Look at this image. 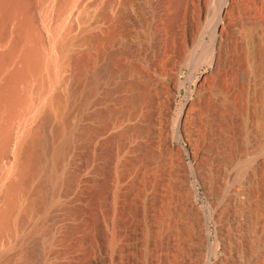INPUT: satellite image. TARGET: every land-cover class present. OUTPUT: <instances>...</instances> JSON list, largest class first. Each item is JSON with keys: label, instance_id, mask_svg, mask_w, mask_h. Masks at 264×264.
<instances>
[{"label": "rangeland", "instance_id": "1", "mask_svg": "<svg viewBox=\"0 0 264 264\" xmlns=\"http://www.w3.org/2000/svg\"><path fill=\"white\" fill-rule=\"evenodd\" d=\"M32 1L33 12L41 16L42 9L37 6L39 0ZM111 1L109 24H115L119 10H123L128 14L126 21L131 31L129 36H115L112 50L116 51L123 43L140 47L144 37L154 30L170 40L167 16L172 12V0H163L167 7L164 11L159 9L158 13L150 10V4L141 2L144 0H125L130 6L118 0ZM186 1L181 6L182 16L170 41V46H174L168 47L166 57L168 63L181 60L179 75L173 78L160 76L136 61L131 53H123L121 56L125 57H120L125 64L121 63V68L127 69L124 72L130 84L100 106L104 120L97 119L90 124L98 133L79 157L76 171L85 195L80 203L84 219L81 222L68 220V225L78 226V230L66 243L57 246L62 251L74 244L70 254L75 256L77 264H97L98 256L107 264L194 263L200 250L210 258L211 264L223 256L225 259L230 257L234 264H251L252 255L246 249H241L234 258L224 255L216 240L221 226L220 207L233 190L236 191L235 188L238 190L237 178L252 176L255 184H250L254 186H249V193L247 191V194L253 192L250 195L253 197L250 201L252 215L260 219V226H264V147L259 145L264 141V0ZM92 3L95 4V0H85L84 9H92ZM221 7L227 10L224 45L219 53L223 56L215 55L211 64L201 63L202 53L205 55L214 42L212 26L218 20ZM136 11L146 14L148 25L142 24ZM96 31L100 32V29ZM220 59L228 61L220 64ZM134 63H138L135 68ZM257 69L258 95L253 101ZM190 75L191 95L188 89ZM132 81H137L136 85L131 84ZM59 86L48 96L62 91L63 87ZM135 96H142L141 101L135 102ZM134 126H140L144 131L130 129ZM226 146L235 155L229 172H233V177L229 175L232 179L219 186L213 183L216 159L228 150ZM0 185L2 188L3 184ZM208 221L212 222L210 230ZM193 226H204V230L195 227L197 232ZM201 239L205 241L203 244H200ZM93 244L97 245L94 250ZM88 249L93 250L92 255ZM183 250L186 252H179ZM187 250L192 253L190 256ZM85 252L88 253L86 261H90L84 263Z\"/></svg>", "mask_w": 264, "mask_h": 264}, {"label": "bare ground", "instance_id": "2", "mask_svg": "<svg viewBox=\"0 0 264 264\" xmlns=\"http://www.w3.org/2000/svg\"><path fill=\"white\" fill-rule=\"evenodd\" d=\"M118 1L130 6L129 1ZM32 2L0 0V184H3L0 188V264H77L75 256L70 254L74 244L62 251L57 246L66 243L78 230V226L68 225V220L81 222L84 219L80 203L85 195L77 181L76 171L79 157L98 133L90 124L97 119L103 121L100 106L112 100L116 91L130 84L125 73L127 69L125 71L124 67L121 68L123 53H131L136 61L160 76L173 78L179 75L181 60L168 63L166 57L170 41L174 37L175 25L181 15V6L185 4L184 0H172L171 6L168 5L172 9L167 16L170 40L154 30L141 39L140 47L123 43L114 51L111 47L115 36H129L131 31L126 21L128 14L123 10H119L116 23L109 24L111 0H95L92 9H84L85 0H39L37 6L42 9L41 16L33 12ZM141 2L150 4L149 9L153 13H158L159 9L164 11L167 4L163 0ZM146 4L143 5L147 6ZM136 13L142 24L148 25L146 14L138 11ZM226 16V8L221 7L218 20L212 26L214 42L205 55L202 53L201 56L204 57L201 63L211 64L216 59L215 55L223 50ZM222 61L220 59V64H223ZM136 64L138 63H134V68ZM258 69L255 70L256 75L254 74L256 87L253 101L258 95ZM136 82L132 81L131 84L136 85ZM58 85L63 87L62 91L56 89V92L48 96ZM133 98L135 102H140L142 96ZM167 105L168 110L171 109V103ZM130 129L144 131L140 126ZM259 145L264 147V141ZM230 150H222L216 159L213 183L219 186L225 184L233 173L229 172L234 165L235 155ZM250 177L237 178L238 190L235 188L236 191L233 190V194L220 207L221 226L218 228L219 236L215 244L223 248L224 255L234 258L241 249H246L252 255L251 264H264V226H260V219L252 215L253 205L251 207L250 201L253 197L250 195L253 192L247 194L250 187L254 186H251L254 181ZM187 212L191 213L189 210ZM196 212L195 217H198ZM26 221L29 222L28 225ZM195 227L193 230H196ZM200 241V244L205 242L204 239ZM96 244H93V250L97 248ZM88 250L92 255L93 250ZM184 250L179 252H186ZM87 254L85 260L81 256L84 263L88 258ZM196 255L194 263L186 262L183 255L180 258L183 256L184 264H211L210 258L201 250ZM224 257H217L214 264H234L230 257ZM96 261L97 264H107L99 256Z\"/></svg>", "mask_w": 264, "mask_h": 264}, {"label": "water", "instance_id": "3", "mask_svg": "<svg viewBox=\"0 0 264 264\" xmlns=\"http://www.w3.org/2000/svg\"><path fill=\"white\" fill-rule=\"evenodd\" d=\"M191 81H192V75L189 76V80H188V89L190 91V95H191ZM196 183L194 184L195 188H196ZM198 201H200V197L199 195H197ZM202 208H205V206L202 204ZM212 222L208 221L207 226H208V230H210V226H211ZM210 233V232H209Z\"/></svg>", "mask_w": 264, "mask_h": 264}]
</instances>
